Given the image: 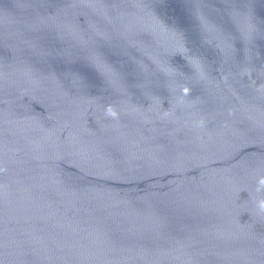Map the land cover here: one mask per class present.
I'll return each mask as SVG.
<instances>
[{
	"label": "water",
	"instance_id": "obj_1",
	"mask_svg": "<svg viewBox=\"0 0 264 264\" xmlns=\"http://www.w3.org/2000/svg\"><path fill=\"white\" fill-rule=\"evenodd\" d=\"M0 264H264V0H0Z\"/></svg>",
	"mask_w": 264,
	"mask_h": 264
}]
</instances>
